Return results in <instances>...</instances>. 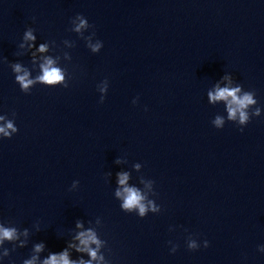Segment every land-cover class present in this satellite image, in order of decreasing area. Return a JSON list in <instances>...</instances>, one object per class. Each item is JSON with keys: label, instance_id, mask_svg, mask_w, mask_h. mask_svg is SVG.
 Wrapping results in <instances>:
<instances>
[{"label": "clouds", "instance_id": "obj_1", "mask_svg": "<svg viewBox=\"0 0 264 264\" xmlns=\"http://www.w3.org/2000/svg\"><path fill=\"white\" fill-rule=\"evenodd\" d=\"M77 18L80 22L76 26L75 31L80 32L82 28L88 26V21L83 18V15L80 14L77 15ZM25 39L35 40V37L33 36L31 31H28L25 33ZM91 47L93 51H97L100 48V44H96ZM46 50V45H40V52H45ZM54 65L55 61L53 59L45 57L44 62L40 64V70L42 74L37 76L35 79H31L30 73L26 69H23L20 64H14L13 71L17 74L15 76V81L18 82L21 89H23L25 92H27V90L37 82L44 83L48 86H54L64 81V74L62 70ZM65 87H67V85H65ZM101 90L103 91V89ZM208 96L210 101L212 102L218 100L225 101L227 104L228 119L232 121H236L238 119L240 125H246L249 122L248 109L250 106L257 103V101L254 99L253 92H244L243 94H241L240 87L221 88L217 86L214 92L210 91L208 93ZM260 111V108L257 107L254 110L253 115L260 116ZM4 120L5 117L0 116V121ZM214 123L219 129L223 125V120L220 117H217ZM240 130L243 131V127H240ZM17 131L18 129L12 120H7L3 124V126H0V134L7 138H11L12 133H15ZM128 179L129 176L127 173H118V183L122 187V191L118 189L116 191V196L121 198L123 201L121 205L122 209L126 212L138 210L141 217L145 216L146 212L149 209H151L152 211H158V209L152 204L151 201H148L147 204L144 203L145 196L142 195L138 189L127 186ZM83 227V223L79 221L76 223L77 229H82ZM20 235L21 233L16 227H6L2 223H0V246L4 245L5 241L13 245L11 250L8 248L4 249L3 255L0 256V259L8 257L10 255V251H15L16 245L14 242L18 240L20 241L19 247H25L26 241L20 240ZM22 235H24L25 237L28 236L27 228L23 230ZM74 240L78 241L79 243L77 244L70 242L67 248H65L63 251H60L58 253H49V255L43 260H40L38 254L44 250V244L36 243L33 246V252L35 254H33L28 259H24L23 264H37L38 261L39 264H93V261H97L99 264V262L104 260V256L102 254H99V249L102 242L97 238V234L95 231H93L92 229L79 231L75 235ZM93 245H95V247H93ZM177 247L178 246H175L172 251L175 252ZM197 247L198 245L195 243V241H190L188 243V248L190 250L196 249ZM204 247H208L207 240H205ZM70 248L75 249V251L78 253H87L91 259H70V254L68 251V249ZM259 250L261 252H264V246H260Z\"/></svg>", "mask_w": 264, "mask_h": 264}]
</instances>
